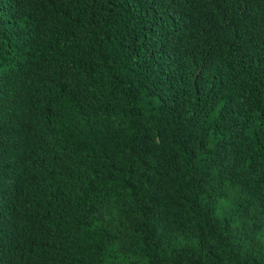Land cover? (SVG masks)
<instances>
[{
  "label": "trees",
  "instance_id": "obj_1",
  "mask_svg": "<svg viewBox=\"0 0 264 264\" xmlns=\"http://www.w3.org/2000/svg\"><path fill=\"white\" fill-rule=\"evenodd\" d=\"M0 264H264V0H0Z\"/></svg>",
  "mask_w": 264,
  "mask_h": 264
}]
</instances>
